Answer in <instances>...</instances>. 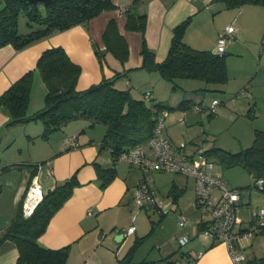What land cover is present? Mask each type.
Masks as SVG:
<instances>
[{
  "label": "crops",
  "instance_id": "obj_1",
  "mask_svg": "<svg viewBox=\"0 0 264 264\" xmlns=\"http://www.w3.org/2000/svg\"><path fill=\"white\" fill-rule=\"evenodd\" d=\"M113 1L117 6L115 9L103 11L67 29L52 32L21 49L12 44L0 47V94L25 72L34 70L27 113L32 114L42 108L46 86L35 69L36 63L45 49L62 46L71 61L81 68L76 82L77 89H85L103 78L120 73L121 76L115 81L116 87L128 88L138 97H144L145 92H150L151 100L148 102L161 101L169 104L164 102L170 87L169 83H166L167 80L156 70L142 68V35L137 30L125 27V10L138 15L145 14L144 38L147 47L154 53L155 61L160 62L165 58L174 26L191 17V24L184 34L185 42L195 48L224 52L227 56L228 80L212 86L219 88L220 85H228V55L240 56V51L247 48L257 61L252 77H249L250 81L255 83L256 78L258 80L252 85L248 79L242 83V87L246 88V92L249 88V94L253 98L257 93L254 92V95L251 88H264V6L244 4L239 8L230 9L215 0ZM2 5L3 0H0V8ZM225 10H228L226 12H229V15L224 22L218 23L216 16ZM111 20L115 22V30L126 41L128 53L125 60H120L105 44L103 35ZM232 21L235 27L233 38L220 49L216 39ZM195 22L203 26L198 30L195 28L192 32L190 27ZM250 39H255V44H252ZM193 87L184 85L182 88L185 92L199 89ZM224 89L222 90L225 91ZM183 97L182 99H185ZM177 101L179 100L174 102ZM255 104L252 105L253 110ZM187 109L179 107L180 112L176 114L168 110L163 128L166 137L174 144L185 142L189 151H193L197 144H202L205 149L213 146L214 144L204 146V143H195L191 138H184L191 122ZM250 111L247 113L250 114ZM8 119V112L0 106V229L9 223L17 206L23 202L32 176H37L43 192H48L57 183L64 182L76 174L79 184L53 214L46 230L38 238L40 244L53 249L69 245L70 253L65 264H117L135 238L140 237L144 238L133 255L135 262L145 260L148 261L146 264H172L170 260H173L175 264H232L225 243H212L208 235L202 234L205 218L193 211L194 179L189 212V209L183 206L184 196L188 192V180L167 171L163 179L158 177V172L154 170L143 171L125 162L114 163L110 149L102 144L105 125L97 123L91 126L88 119H75L44 139L40 136L43 130L40 121L29 120L7 125ZM70 139L73 144L68 143ZM149 154L153 157L150 151ZM97 166L115 168V176L104 187L100 186L101 177ZM148 175H151L152 182ZM141 178L146 180L154 192L155 202L147 203L143 207L145 211L142 208L136 212L134 189ZM161 188L164 190L160 191ZM241 205L240 192L235 231L247 228L251 218L252 211L241 210ZM148 209L154 212L156 221L147 213ZM140 212L143 214V222H136ZM180 215L189 219L188 223L181 227L177 224ZM131 225L134 230L128 232ZM184 237H187V240L182 242ZM239 246L245 256L244 264H255L258 258L264 257V254L257 252L258 248L264 245L260 235L256 233L249 239L239 241ZM172 253V257L166 259V256ZM17 257L16 244L5 240L0 245V264H18Z\"/></svg>",
  "mask_w": 264,
  "mask_h": 264
},
{
  "label": "trees",
  "instance_id": "obj_2",
  "mask_svg": "<svg viewBox=\"0 0 264 264\" xmlns=\"http://www.w3.org/2000/svg\"><path fill=\"white\" fill-rule=\"evenodd\" d=\"M215 1L221 2L227 8L244 4L264 6V0ZM42 6L43 10L39 5L26 0H3L0 8V47L12 44L15 48L21 49L52 32L67 29L117 7L113 0H51ZM125 12L127 14L125 27L137 30L142 35L140 50L143 58L142 68L158 71L162 78L172 83L173 89L176 88V79H198L207 85L222 84L228 80L224 52L195 48L185 42L184 34L191 17L174 26L168 52L165 58L158 62L145 42V14L138 15L128 10ZM20 14L26 17L28 26L37 23L40 24V28L31 29L27 33L19 32ZM103 37L108 49L120 60H125L128 47L124 38L115 30L113 20L108 23ZM35 69L46 86L43 107L32 114L27 113L34 81V70H28L0 94V106H3L9 115L6 124L38 120L43 124L40 136L44 139L75 119H88L91 126L103 124L106 130L102 144L110 149L114 163L118 162L116 158L120 152L146 141L152 135L161 109H172L161 101L148 102L151 100L150 92H145L144 97H138L128 88L116 87L115 81L121 76L120 73L103 78L85 89H77L76 82L81 68L71 61L62 46L45 49L39 56ZM193 103L192 99L185 98L180 101L178 107L186 109ZM204 153L228 165L241 164L253 175L255 182L259 178H264V130L255 129L252 144L239 151L233 152L213 145L206 148ZM97 171L101 177V187L106 186L115 176L114 166L107 168L97 166ZM78 184L76 174L64 182L57 183L53 189L44 192L42 200L28 216L23 213L22 203L17 206L9 223L0 229V245L5 240H11L16 244L18 264L66 263L70 253L69 245L53 249L40 244L38 238L46 230L53 214L71 196ZM260 190L264 191V187ZM170 191L173 193L171 189ZM174 195L176 197V194ZM202 226L205 227L204 222ZM143 238H135L126 254L118 259L117 264H146L148 261L133 260V255ZM172 255L173 253L166 256V259H170ZM257 260L255 264H264V257ZM170 262L175 264L173 260Z\"/></svg>",
  "mask_w": 264,
  "mask_h": 264
},
{
  "label": "rangeland",
  "instance_id": "obj_3",
  "mask_svg": "<svg viewBox=\"0 0 264 264\" xmlns=\"http://www.w3.org/2000/svg\"><path fill=\"white\" fill-rule=\"evenodd\" d=\"M39 7L43 10L42 4H39ZM237 7L239 8L240 6ZM226 11L228 10H225L219 13L218 16H216L218 23H222L225 21L227 15H229V12ZM28 24L29 22L27 21L26 17L23 14H20L18 22L19 32L23 33L26 32V30L40 28V24L32 23L31 26H28ZM190 24L191 23H189V25ZM202 26L203 25H200L198 22H195L194 25L190 27V30L194 32L195 28L198 30ZM204 28L209 27L204 26ZM250 42L252 44H255L256 40L250 39ZM240 52L242 54H240V56L228 55V61L230 62V82L227 86L220 85L219 88H216L218 86H210L205 82L197 79H176V88L173 89L172 83L169 81L166 82L169 83L170 87L168 90V94H166L164 102L169 103L167 105L172 107L169 112L175 114L180 112L178 102L182 99V96H184L183 98H190L194 102L191 107L187 109V116L191 117V122L189 123L190 126L187 128L184 138H191L195 143H204V146L214 144L236 152L252 144L255 129L264 130V88H258V86L256 89L251 88L253 89L251 92L254 95L255 93H257L253 98L251 94H249V88L246 92V88L242 87V83H245L248 79V81H250L252 73L256 68L257 61L253 59V56L247 48L241 50ZM256 53L258 55L259 51L257 50ZM256 80H258V78H256ZM186 83L192 84L190 85ZM255 83H252V81H250V84L252 85ZM184 85L194 86L193 88L199 89L196 91L185 92L184 88H182ZM205 87H207V89H205ZM222 89H224L225 91H223ZM214 97L218 98L219 104L213 112L211 110V102ZM177 99L179 101L175 103L174 101ZM254 103H256L254 106L255 110H253L252 108L250 114H246L249 108L254 105ZM196 105L203 106L202 110H194V107ZM167 121L168 120L166 119V122ZM210 157L217 163L216 170L221 174L222 178L227 180L228 182L230 181L229 183L232 186H237L240 189L242 196V205L240 206L241 210H248L251 212L255 209H259L260 207H264V191L255 186V178L252 174H250L241 164L228 165L220 162L212 156ZM154 171L158 172V177L161 176L163 179L167 175L165 174L166 171ZM151 175L153 176V174ZM151 175H148V179L150 180V182L153 181L151 179ZM175 175L180 176L181 179L188 180V192L184 196L183 206H186V208H188L190 212V203L193 197V178L178 173H175ZM163 190V188L160 189V191ZM194 207L195 209L192 210L197 213L198 210L196 209L195 205ZM143 211H145L144 208ZM147 213L151 214L152 219L156 221V219L154 218V216L156 215L154 214V212H152V210L148 209ZM198 213L201 214L200 212ZM141 217H143V214H141L140 212V214L137 216L138 221L136 222H143V220H141ZM148 218H146V220H149ZM256 235H260V238L262 239V245H264V227L260 228ZM257 252H260V254H264V246H262V248H258Z\"/></svg>",
  "mask_w": 264,
  "mask_h": 264
},
{
  "label": "built area",
  "instance_id": "obj_4",
  "mask_svg": "<svg viewBox=\"0 0 264 264\" xmlns=\"http://www.w3.org/2000/svg\"><path fill=\"white\" fill-rule=\"evenodd\" d=\"M234 32V21H232L218 35L217 46L223 48L225 43L233 38ZM218 104V99L212 100L213 112ZM202 108L203 106L196 105L194 110L200 111ZM167 114V110L161 109L152 135L146 141L120 152L116 160L143 171L162 170L192 177L195 180L194 204L201 216L205 218L202 234L208 235L212 243H225L232 264H244L245 256L239 241L251 238L264 227V207L252 211L247 228L235 231L236 211L240 205V189L231 186L222 178L216 170L217 163L204 153L205 148L202 144H197L193 151H189L186 149L185 142L174 144L166 137L163 128ZM68 143L74 142L70 139ZM149 151L153 157H150ZM255 185L259 189L264 187V178H259ZM43 195L37 176H32L22 202V210L26 216L33 212ZM133 200L136 212H139L146 203L154 204V192L144 178H141L135 186ZM188 220L186 216L180 215L177 224L179 227L184 226ZM133 230L134 226L131 225L128 232ZM186 240L187 237H184L182 242Z\"/></svg>",
  "mask_w": 264,
  "mask_h": 264
},
{
  "label": "water",
  "instance_id": "obj_5",
  "mask_svg": "<svg viewBox=\"0 0 264 264\" xmlns=\"http://www.w3.org/2000/svg\"><path fill=\"white\" fill-rule=\"evenodd\" d=\"M30 3H33L34 5H39V4H48L51 0H26ZM226 55V53H224ZM122 233H118V235H121ZM117 240V238L115 237Z\"/></svg>",
  "mask_w": 264,
  "mask_h": 264
}]
</instances>
